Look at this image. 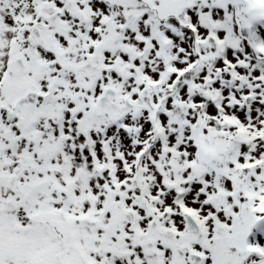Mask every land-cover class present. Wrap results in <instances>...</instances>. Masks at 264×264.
<instances>
[{"label":"snow or ice","instance_id":"6c2138e0","mask_svg":"<svg viewBox=\"0 0 264 264\" xmlns=\"http://www.w3.org/2000/svg\"><path fill=\"white\" fill-rule=\"evenodd\" d=\"M0 264H264V0H0Z\"/></svg>","mask_w":264,"mask_h":264}]
</instances>
